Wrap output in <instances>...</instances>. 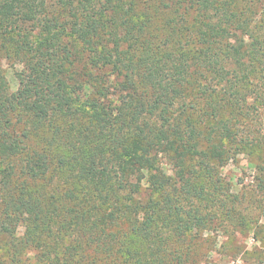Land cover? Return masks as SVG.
Listing matches in <instances>:
<instances>
[{
    "label": "trees",
    "instance_id": "obj_1",
    "mask_svg": "<svg viewBox=\"0 0 264 264\" xmlns=\"http://www.w3.org/2000/svg\"><path fill=\"white\" fill-rule=\"evenodd\" d=\"M253 229L264 0H0V264H217Z\"/></svg>",
    "mask_w": 264,
    "mask_h": 264
},
{
    "label": "rangeland",
    "instance_id": "obj_2",
    "mask_svg": "<svg viewBox=\"0 0 264 264\" xmlns=\"http://www.w3.org/2000/svg\"><path fill=\"white\" fill-rule=\"evenodd\" d=\"M4 69L10 89L15 91L17 81L14 77V69L7 66ZM257 161L258 154L256 152L246 151L238 155L234 162L230 161L225 165L220 174L233 186L237 187L238 182H242L243 185L250 184L254 176L253 164ZM221 242L228 241L226 238H220L219 243ZM227 247L226 253H229L228 255L214 257L217 264H247L245 261L250 258L251 253L258 251L264 253V233L256 235L253 229L247 235H238Z\"/></svg>",
    "mask_w": 264,
    "mask_h": 264
}]
</instances>
